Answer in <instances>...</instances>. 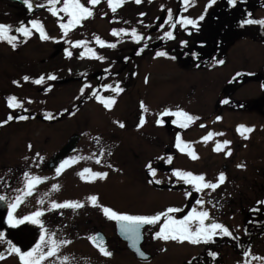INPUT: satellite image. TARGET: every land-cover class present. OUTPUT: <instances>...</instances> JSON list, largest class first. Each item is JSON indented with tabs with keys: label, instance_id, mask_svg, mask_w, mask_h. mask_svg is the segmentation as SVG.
Here are the masks:
<instances>
[{
	"label": "rangeland",
	"instance_id": "obj_1",
	"mask_svg": "<svg viewBox=\"0 0 264 264\" xmlns=\"http://www.w3.org/2000/svg\"><path fill=\"white\" fill-rule=\"evenodd\" d=\"M104 1L102 0V2ZM250 1L239 0L233 6L236 16L239 15L238 18L243 20L241 14L246 17L250 13V18L252 19H264V0H255L257 2L254 3ZM81 2L85 3V6L92 7L93 12L98 10L96 6L87 5V0H81ZM144 2L147 8V11H145L147 18L158 14L156 8L159 7V2L157 0H152L151 3L148 0ZM30 3L35 7L34 0H30ZM207 5L208 0H191L190 5L185 6L188 7L186 8L185 16L195 19L201 15L204 17L202 20H197L199 21L197 27L200 28L202 26L203 30L201 33L203 34L200 33L199 29L197 31L194 30L197 27H193V39H198V45L192 42L193 48L190 53H197L195 58L199 59L198 61L194 60V62L198 64H200V57H209L207 62H202L206 64L205 67L202 66L197 70L191 68L190 71H181L170 62L159 60L144 61V67L141 68L140 75L134 85V89L140 86V93L138 95L133 94L134 99L139 98V102L136 99L134 101L129 99L127 107L122 112H130L131 109L141 111L139 105L143 101L148 108V112L145 113V121L148 122H145L141 129L135 133L132 131V126L136 121L130 119L128 121L129 127L123 128V131L127 132L126 137H119V143L115 147V150H117L116 164L126 170L125 176L122 171V177L117 174L121 178L106 177L104 180L96 179L94 181H85L78 178L73 181L72 186H74V191L84 196L92 194L98 198H123L127 203L124 201V204L119 206L120 210H126L131 213L163 211L165 209L164 206L168 204H172L170 207L182 206V195L180 193H170L166 190H150L147 186L144 188L140 186L137 193V185L132 182L135 178L144 175L142 169H145L146 165L150 164L156 157L161 159L160 162L166 160L164 145L169 144L171 139L175 140L176 132L168 133L166 130H160L158 131L160 143L155 146L149 141L146 135L151 134V125H154L157 111L161 112L164 108L171 110L181 108L189 114L199 117V120L194 121L187 130L179 132L181 139L190 144L197 155V159H191L186 152L174 151L172 146L169 153L171 155L168 156H172L171 163L176 169L190 171L193 174H204L207 181L215 182L220 172L225 173V182L223 184L216 190L204 189L200 192L201 196L199 198L205 201L203 207L209 211L210 216L217 222L224 224L234 236L238 237L235 240L231 237L213 238V241L216 240L217 242L210 245L209 248L218 254L214 263L243 264L245 258L242 256V252L244 250L250 251L253 256L264 257V226L261 223L264 219V217L262 218L264 216V205L256 203L258 200H264V95L257 83V77L254 75L257 69L264 64V46L258 41V38L249 36L251 33H249L247 27L245 29V25L239 28L232 27L234 23H231L226 28L221 25V22L223 24L226 20L235 19L232 14L227 15L224 13L229 7L227 0H215L211 6L206 8ZM128 6L137 7V4L133 0H129L126 7ZM244 9H247V11L245 12ZM26 12L28 11L23 6L0 2V18L9 16L12 20H23L24 18L22 19V17L27 14ZM102 13L105 14V10H102ZM108 14L110 13L108 12ZM34 15L35 13L32 16ZM46 16H51V14L46 13ZM65 18L67 17L65 16ZM130 24V21H128L125 25ZM49 27L52 29V26L49 25ZM94 27L108 39L109 32L105 20L96 19ZM53 31L52 29L51 32ZM15 33V31L11 32L12 35H15ZM216 33H221L222 35ZM53 37L57 40L58 33H55ZM224 38L229 40L227 46L223 43ZM34 39H36V34L33 32V37L29 41ZM217 39L220 40V43ZM201 41L206 42L205 51L200 46ZM52 46L49 44L43 49H37V44L32 42L27 46L25 56L39 64L41 60L46 59L52 52ZM9 54H13V48L6 42H0V88H7L9 85L10 76L7 77L5 75L6 68L8 75L15 73L17 80L19 82L23 81V74H19L17 69H12L10 66L8 62ZM195 58L192 56V60ZM217 60H223L224 63L217 64ZM80 65L83 66L84 63ZM30 76L34 77V75ZM61 76L64 77L63 73H61ZM61 76L59 78H62ZM146 76L149 77L147 82L144 80L141 83V80L145 79ZM232 76L235 78V85L223 96L224 94L220 92ZM21 87L19 86V91L15 96L23 107L14 110L8 109L6 103L0 100V115L32 113L33 111L40 112L41 110L45 114H55L60 110L61 101L64 104L71 98L70 95H66V99L62 100L59 89L46 92V95L41 96L37 92L39 89L37 85L23 87V89ZM134 89L131 91H135ZM29 100L32 102L29 103ZM125 100L126 98H124L123 104ZM223 100H227L228 103L222 104L221 101ZM218 102L222 105H218ZM118 111L119 108L112 112L103 113L101 109L98 110L92 103H88L81 109V114L76 120H67L64 124L51 128L47 127L48 139L44 135L45 131H42L44 126L40 124H32L30 126L31 134L23 132L22 135L27 133L34 143L39 146L47 145L48 149H50L60 143V136L64 131L69 134L79 128V131L84 136L81 141V150L86 153L89 150L90 152L91 150L99 152L101 144L97 143L100 146H95L94 135L108 132V129L115 126V123H111V121L101 123L100 121L97 127L98 123L93 120L95 112L98 117L109 118L115 116ZM217 116L221 117L219 121L215 119ZM0 119L6 118L0 117ZM200 125H204V127H200ZM239 125L251 127L253 131L242 136L236 130ZM10 126H12V129L15 128L14 125ZM116 131L119 132V130ZM209 131L223 133V135L213 136L205 142L202 137ZM22 135L16 137L15 133L9 132L6 137L1 138L0 145L13 146L17 144ZM44 140H46V143ZM223 140H229L231 143L225 146L221 152H214L215 143ZM227 148H231V154L226 157L223 152ZM105 160L103 158L101 162ZM237 165H243V167H237ZM160 176L165 178L163 175ZM169 176L174 178L176 182H180L172 175V172ZM160 181L165 182V179L163 181L160 179ZM131 187L133 188L130 189ZM65 194L70 196L66 193V188ZM193 207L200 208L199 205H196V201L191 208ZM253 209L261 210L258 218L262 219L257 220L256 223L257 230L255 233L258 235L250 245H247L248 237L245 235L244 225L250 219V216L256 215ZM228 240L229 243H227ZM233 242L237 243L235 250L239 254L234 250ZM160 246H162V243L157 241L154 249L156 254L152 253L153 257H155L154 264H183V262L187 264L188 260L198 257L201 253L202 255L199 258L206 259L204 253L207 255V252H209L208 246H204L203 243L191 245V247L188 244L169 241L164 244L163 251ZM110 258L114 259L112 264L120 262L130 264L132 259L129 254L126 256L120 251L112 254ZM247 259H249L250 264H261L258 260H252L251 257ZM206 263L209 264L207 261Z\"/></svg>",
	"mask_w": 264,
	"mask_h": 264
},
{
	"label": "flooded vegetation",
	"instance_id": "obj_2",
	"mask_svg": "<svg viewBox=\"0 0 264 264\" xmlns=\"http://www.w3.org/2000/svg\"><path fill=\"white\" fill-rule=\"evenodd\" d=\"M188 31H190L189 28ZM174 32H176V30H174ZM122 46L123 48H120L116 51L114 50L109 53V56H107V59H105L102 68L93 71L95 73H97L98 71L102 73L94 80L87 81L85 80L86 76H80L79 67H76L78 73L75 74V71H73V67L70 65L68 68V72L65 73L64 77L60 78L59 80V82H64L66 80L68 82L66 84L60 85L58 89L62 96V100L64 98L66 99V95H70L71 98L64 104L61 101V106L58 114L52 115L55 118L45 119L43 117L40 118L34 116L33 119L30 118L24 121H9L7 124L0 126V141L1 138L6 137L7 133L9 132L15 133L16 137H20L23 132H28L29 134H31L32 130L30 129V126L33 124L32 122H30L31 120L38 121L40 125L44 126L42 131H45L44 135L48 139L47 127L64 124L67 120H76V118H78V116L81 114L80 106L81 104H83V101L89 100V103L102 106L91 96H80L79 88L84 83H88L89 85H91V88H96L99 94L105 96L113 95V93L108 90L102 89L101 86L103 84L107 83L115 85V82L119 81L120 86L124 88V91L117 97L114 107L111 110H108V112H112L119 108V111L115 116L109 118H101L98 117L97 113L95 112L93 120L98 123L96 125L97 127L100 121L101 123H107L108 121H120L124 123L125 127H129L128 121L130 119L139 122L141 111L132 109L127 113H123L122 111L127 107V102L129 99H132V101L136 99L137 102H139V98L137 97L134 99V95H138L140 93V86L134 89L135 82L131 81V79L139 77L137 73H140L143 65H130L129 56L132 57L134 55H137V51H139L141 48H143L144 50V42L142 40L139 43H133L132 45H130V47L129 45L125 44ZM130 49L131 54H129ZM137 56H139L137 61L141 60V57H143V51ZM125 57H127L128 59L125 60ZM191 59V53L185 55L184 69L186 71H190L192 68ZM63 66L64 65L61 64L59 66L60 69H62ZM106 68L108 69L107 73L104 72V69ZM82 73L84 74L86 72L82 71ZM91 74H89V76H91ZM91 88L86 89V93L91 92ZM226 88L228 87H225V90ZM132 89H134L135 91H131ZM124 98H126V100L123 104ZM158 113L159 110L157 111L156 116ZM6 116L7 115H0V117L5 118ZM136 122H134L132 126V131L135 133L140 130L136 127ZM10 125H15L16 127L12 129V126ZM8 126L10 127L6 128ZM155 126L160 128V125H156L155 123L154 125H152L151 134L145 135L148 136L151 144L156 146L160 143L158 137V131L160 129L155 128ZM123 128L119 127L118 124L115 123V126L109 128L108 132L96 133L94 135V143L96 144L95 146L99 147L100 145H97V143H100L101 149L104 150L103 153L96 150H91V152L89 150L86 153L85 151L81 150V141L82 137L84 138V136L79 131V128L75 129L69 134L65 133L66 131H64L60 136V143L50 149H48L47 145L39 146L38 144L34 143V141L29 137L27 133L22 135L21 139L17 141V144H14L13 146L0 145V195H5L10 199L14 198L18 194L15 189H23L24 187L23 173L25 171H27L30 175L44 178L35 186L30 196L24 197L23 202L16 208L14 215H28L30 212L35 211L37 208L45 210L44 215L41 219L44 222L46 231L52 233L55 239H67L68 241H70V243L62 245L59 252L55 256L48 257L45 261L42 262V264H112L110 261H108L107 257L102 256L98 252V250L96 249L97 247H95L93 243L88 239L90 235L97 236V233L101 235V239H104L106 248L113 254H116L118 251L123 252L126 256L129 254L127 245L119 238L117 234V226L115 222L109 221L102 214L100 207L93 206L91 202L87 200V197L90 195H81L79 192L74 191V186H72L73 181L80 178L77 173L80 172L84 167H87L93 171L107 172V178H121L123 176L121 173L122 171L123 173H125L124 169L120 168L116 164L117 150H115L116 145L119 143V137H126L127 132L123 131ZM116 130H119V132ZM72 137H78L77 144L68 147L66 149L67 151L61 155L60 159L49 166V161L55 159L59 155L60 150ZM44 142L46 143V140H44ZM29 144L32 145L31 149L27 147ZM169 147L171 148V144L169 145ZM170 151L171 150L166 146L165 153L168 154L170 153ZM37 153H39V156H37ZM109 153H111V155H109ZM71 156H77L80 157V159H78L75 164H71L68 168H66L59 176H56L55 167L59 165V162L62 159H66ZM24 157H28V159L25 160ZM97 157H99L101 160L103 158H105L106 160L104 162H101L100 164H97ZM160 163L161 162L157 157L156 161L154 163H151V166L154 167L157 171L155 177H152L150 175H148L147 177L146 171L148 174V170L144 171V169H142L144 175L137 177L132 181L137 185V193L139 192L140 186H142L143 188L147 186V188L150 190L158 191L155 189V186H152L151 183H149V181L151 180L154 182L155 180L160 179ZM109 164L112 165V168L107 167V165ZM163 169L166 168L163 167ZM114 172L115 175H112ZM117 174H120L121 177ZM173 181L174 180L170 178L166 182V184H175L173 183ZM53 184H56L58 186L56 190L52 188ZM65 188L66 193L70 196H66ZM132 188L133 187H131L130 189ZM189 189L190 188L188 186H182L179 190L181 192L187 190L189 191ZM180 194L182 195V206L179 205V207L182 208L184 205H186L187 199L185 198L184 193ZM38 200L42 201V203H37ZM53 201L57 203H62L64 201H79L83 204V206L77 209L64 208L50 210V205ZM124 201L126 202V200L123 198L108 199L102 197L98 198L97 204L111 207L116 211L127 212L126 210H120L119 208L120 205L124 204ZM156 211L152 212L151 214H155ZM0 214H2V216H0V232L5 233V240H11L17 247L21 248L22 251L28 250V248H30L35 243V240L39 238V228L36 225L25 222L24 225H19L15 228H12L4 222L3 217L7 214L6 204L4 202H0ZM177 218H179L178 215ZM156 229H158V227L153 228L150 226H144L142 228V240L140 248L149 256V259L146 261H137L135 262V264L155 263V257H153L152 253L156 254V252H154L155 243L157 241H160V239H152V234ZM215 238L217 239V237ZM215 242L217 241L214 240L211 243L207 244V246L213 245ZM189 245L191 246V244ZM6 249L7 244L0 242V252H5V259L0 260V264H20L19 258L14 254L8 253ZM61 258H66V260H62ZM132 259L136 261L133 256ZM118 264L128 263L121 262Z\"/></svg>",
	"mask_w": 264,
	"mask_h": 264
},
{
	"label": "snow or ice",
	"instance_id": "obj_3",
	"mask_svg": "<svg viewBox=\"0 0 264 264\" xmlns=\"http://www.w3.org/2000/svg\"><path fill=\"white\" fill-rule=\"evenodd\" d=\"M25 6L29 11H32L33 5L30 3V0H22ZM127 0H106L107 7L111 10V12L116 13L117 9L120 8L123 4H125ZM137 5L142 3V0H133ZM149 3L152 0H148ZM215 0H208V6H211ZM239 0H227V3L230 7L235 6ZM101 3V0H87V5L96 6ZM191 0H181L182 10H186L185 6L190 5ZM57 4H60V7H57ZM36 7H46L47 11L51 13L52 16L57 17V24L60 32L62 33L60 39L64 40L65 44H70L72 48H77L83 46L84 50L80 52L79 58H93L96 60L103 61L106 59L102 55H98L97 52L88 47V42L85 40H68L65 37L68 36L69 32L77 26L82 25V21L85 19L91 18L93 16L92 7L85 6V3H82L81 0H45L44 4L36 5ZM161 8H164V5H161ZM167 18L164 20V23L159 25L160 29H164L167 25L168 30L163 32L161 39H173V31L172 29L176 27L178 24L181 28L191 25L192 27H197V20H202L204 17L201 15L197 19H192L187 16H177L175 21H173V12L172 9H167ZM58 13H63L67 19L63 20L62 17L58 16ZM145 13H139V16H144ZM251 14L248 13L247 16L240 22L241 26L244 25H259L261 28H264V19H252L250 18ZM63 21V22H62ZM125 24L128 21H124ZM138 23H143L142 21H138ZM28 24L31 27L26 26L23 22H20L18 26L15 27L14 31L22 36L23 41H27L32 35V29H35V32L39 34V39L41 41L45 40H55V37L49 36L43 25L38 20H30ZM145 27H151V25H145ZM13 30V26L9 24L0 23V41H4L9 44L13 49L17 47V35H12L11 32ZM110 34L113 37H119L121 34L130 35L131 40L133 42H141L146 37H143L140 33H138L137 28L132 27L131 29L126 28H112L110 30ZM93 39L99 47H108V48H116V43L107 42L102 39L100 36L93 34ZM186 43L185 41H181V44ZM146 47V45H145ZM143 51L141 48L137 51V55H139ZM64 56L66 58H71L73 53L69 50L68 47L63 49ZM193 58L197 56V53H192ZM155 57H168V53L162 50H157L155 52ZM171 59H175V57H170ZM128 58L125 57V60ZM217 64H223V60H217ZM104 72L107 73L108 69H104ZM45 79L48 81H54L57 79V76L48 73L46 76L41 74L38 78H32L28 75H24L22 80L25 82H31L34 85H42L44 84ZM145 82H147V78H145ZM12 83L17 85L18 82L13 80ZM52 87L51 84L47 85L44 88L45 92H48ZM102 89L108 90L113 95H101L97 92L96 88H91V85L88 83H84L79 88V94L81 97L91 96L95 99L99 104L103 106L106 110H111L115 103L117 97L124 91V88L120 86V82H115V85L112 84H103ZM264 88V85H261ZM91 88V92L86 93V89ZM6 106L8 109H17L22 108V103L17 99L15 95H9L6 98ZM32 101L29 100V103ZM221 103H228L227 100L221 101ZM141 109V114L139 116V123H137L136 127L140 128L145 123V115L144 113L148 112V108L145 106L143 101L140 102L139 105ZM26 111V110H25ZM162 117H174L172 119V123L174 125H178L180 128H188L194 121L199 120L198 116H194L189 114L187 111L176 108L174 111L169 108H164L163 111L159 112L156 116L155 123L156 125H162L165 123V120ZM51 113H47L45 115V119H54ZM29 119L27 115H15L14 113H9L6 119L0 120V126L7 124L9 121H24ZM217 121L221 119L220 116L215 118ZM117 123L119 127H125L123 122L114 121ZM200 127H204V125H200ZM237 132H239L242 136L245 133H250L253 131L251 127H245L243 125H239L237 127ZM223 135V133H214L209 131L202 139L207 142L213 136ZM245 138H247L245 136ZM98 139V138H97ZM231 142L229 140H223L222 142L217 141L213 148L214 152H221L225 146L229 145ZM31 149L32 145L29 144L27 146ZM175 147L181 152H186L187 155L195 160L197 159L196 153L192 150L189 143L183 141L179 133L176 134L175 137ZM103 153V149L100 150ZM223 154L227 157L231 154V148H227L224 150ZM111 155V153H109ZM39 156V153H37ZM25 160L28 157H24ZM42 159V157H41ZM80 157L71 156L66 159H62L59 162V165L55 167V175L59 176L66 168H68L71 164H75ZM159 159V157H158ZM172 156H168L165 162H171ZM96 163L100 164L101 159L99 157L96 158ZM107 167L112 168V165L109 164ZM237 167H243V165H237ZM148 170V175L155 177L156 169L151 166V164L146 165ZM115 170V169H114ZM77 175L81 180L94 181L96 179L104 180L106 179L108 173L104 171H93L89 168H84L82 171L78 172ZM172 175L177 178L178 181H182L183 184L189 185L190 190L195 191L197 193L203 191L204 189L216 190L221 184L225 182V173L220 172L215 180V182L207 181L205 179L204 174H193L190 171H184L180 169H172ZM24 178V187L23 189L17 188L15 191L18 193L14 198H8L5 195H0V202H4L6 204V216L3 217L4 222L12 228H15L19 225H24L25 222L36 225L39 228V238L35 240V243L28 248L26 251H22L21 248L17 247L11 240H5V233L0 232V242L7 244L6 251L8 253L14 254L19 258L20 264H42L48 257L55 256L62 245H66L70 243L67 239H55L53 234L46 231L44 227V222L41 219L44 215V211L40 208H37L35 211L30 212L28 215L24 216H16L14 212L16 208L23 202L24 197L30 196L35 186L41 182L42 177L30 175L27 171L23 173ZM153 181H149L152 183ZM156 184H159V180L154 181ZM52 188L56 190L58 186L56 184L52 185ZM185 197L190 195V191H185ZM87 200L91 202L93 206L100 207L102 214L109 221H114L120 233L125 236V238L130 242V246L135 250L136 254L141 258L145 257V253L141 251L138 247L139 241L141 239V229L144 226H150L153 228H157L152 234V239H160L162 241H174L178 243L187 242L191 245H199L209 244L213 241L214 237H231L232 239H238V237L234 236L233 233L226 227L224 224L217 222L214 218L210 216L209 211L205 210L203 205L205 201L203 199H197L196 205H199L200 208L196 207L187 210L186 214H184L185 210L180 207H167L163 211H158L155 214L151 215H143V214H129L127 212H121L113 210L111 207L98 205L97 200L98 197L96 195H90L87 197ZM37 203H42V201H37ZM259 205H264V200H258L256 202ZM83 204L79 201H64L62 203H57L53 201L50 205V210L64 209V208H72L77 209L82 207ZM259 209H253V211H258ZM176 214H180L179 218H177ZM2 216V214H0ZM207 221V223H206ZM88 239L93 243L95 247H97L99 253L104 257L112 256V252L109 251L105 243L102 239L98 237L90 235ZM162 251L164 249H161ZM208 255L213 259L218 255L215 251H209ZM242 256L245 258L243 260V264H250L249 257L252 260H258L261 264H264V257L261 256H253L252 253L248 250H244L242 252ZM5 259V252H0V260ZM62 260H66V258H61ZM191 264V262H189Z\"/></svg>",
	"mask_w": 264,
	"mask_h": 264
},
{
	"label": "bare ground",
	"instance_id": "obj_4",
	"mask_svg": "<svg viewBox=\"0 0 264 264\" xmlns=\"http://www.w3.org/2000/svg\"><path fill=\"white\" fill-rule=\"evenodd\" d=\"M261 210H258V211H255L256 215H253L250 217V219H248L247 223L245 224V229L247 231H250V232H256V228H257V220H258V215L260 213ZM259 232V231H257ZM258 234L255 233V236H257ZM198 259V258H197ZM213 263V262H212ZM215 264V263H214Z\"/></svg>",
	"mask_w": 264,
	"mask_h": 264
},
{
	"label": "trees",
	"instance_id": "obj_5",
	"mask_svg": "<svg viewBox=\"0 0 264 264\" xmlns=\"http://www.w3.org/2000/svg\"><path fill=\"white\" fill-rule=\"evenodd\" d=\"M53 25H54V28H52V29L55 30V28H56V23H53ZM52 29H51V28H48V34H51V33H52V32H51ZM258 30H259L261 33L264 34V28H258V29L255 31V33H258ZM13 59H15V57H14ZM263 73H264V72H263ZM263 73H260V76H261ZM261 79H264V78L261 77Z\"/></svg>",
	"mask_w": 264,
	"mask_h": 264
}]
</instances>
